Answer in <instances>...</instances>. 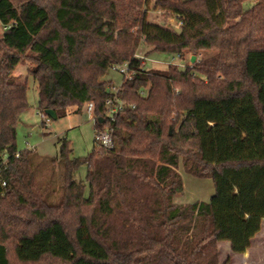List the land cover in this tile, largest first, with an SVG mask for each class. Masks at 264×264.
Returning <instances> with one entry per match:
<instances>
[{"label":"trees","instance_id":"trees-1","mask_svg":"<svg viewBox=\"0 0 264 264\" xmlns=\"http://www.w3.org/2000/svg\"><path fill=\"white\" fill-rule=\"evenodd\" d=\"M14 1L0 0V264H215L221 242L246 254L264 222V0H158L178 31L150 23L147 0ZM141 45L146 55L201 56L164 75L134 59ZM23 62L39 114L60 119L91 102L102 121L112 97L102 78L127 62L134 75L116 97L128 106L96 124L113 148L93 141L75 158L62 138L55 158L18 151ZM180 162L212 178L207 202H173ZM45 163L62 179L58 203L36 180ZM82 165L85 182L74 179Z\"/></svg>","mask_w":264,"mask_h":264},{"label":"rangeland","instance_id":"rangeland-1","mask_svg":"<svg viewBox=\"0 0 264 264\" xmlns=\"http://www.w3.org/2000/svg\"><path fill=\"white\" fill-rule=\"evenodd\" d=\"M23 0H15L14 3ZM158 0H147V19L151 23H156L164 28L177 29V19L172 18L165 13L157 3ZM5 28L0 24V35ZM142 50L145 47L141 45ZM145 54V51H144ZM146 55V54H145ZM148 56L150 61L156 63H146L149 72H156L166 75L169 70L168 61L174 58L171 62L173 65H190L192 57L200 58V54L186 52L184 60L175 59L172 54L152 53ZM27 62L20 63L14 72L16 82H26L27 92L26 101L28 108L20 115V120L16 124V149L18 151L34 150L39 157L55 158L58 154V140L66 138L72 148L73 157H85L92 152L94 140V127L92 121L89 120L85 112V106L75 114H67L60 119L52 120L40 117L38 110V86L32 76L28 73ZM122 74L117 70L116 66L111 67L105 73L102 81L110 84L114 88L121 86ZM44 124V125H43ZM171 130V129H170ZM97 151H101L99 147L94 145ZM177 173L181 176L182 192L174 197L173 202L176 205H188L195 202H207L214 194L213 181L211 177L199 178L190 175L184 171L182 162L179 163ZM86 166H80L74 174V179L85 182ZM51 179V180H50ZM36 180L44 186H48V192H51V202L58 203L61 198L62 179L59 175L57 165L45 163L41 165L37 171ZM210 252V251H208ZM217 256L215 264H264V222L261 225V230L255 235L252 240L250 249L244 255H234L230 252L228 242L217 244ZM207 260L214 261L213 255H207ZM12 264H19L12 262Z\"/></svg>","mask_w":264,"mask_h":264},{"label":"built area","instance_id":"built-area-1","mask_svg":"<svg viewBox=\"0 0 264 264\" xmlns=\"http://www.w3.org/2000/svg\"><path fill=\"white\" fill-rule=\"evenodd\" d=\"M181 26V22L177 21V29H179ZM176 58L179 61L181 60L180 56L175 55ZM134 59H138L141 61L142 63V67L147 70L146 67V63H156L155 61H150L148 56H146L144 54V51L142 50V47L139 46L136 50V54L134 55ZM174 58H172L171 61H168L167 66H171L180 70H184V68L187 65H173ZM117 70H119V72L122 74V80H130L132 78V76L134 75V71L129 67V64L127 62L122 63L121 65L116 66ZM120 88V87H119ZM119 88H114L113 86L111 87V94L112 97L109 98L106 103H105V111H104V117H103V121L107 120V119H113L114 114L122 112V110L124 108H126L128 105L126 104L125 101L120 100L116 97V94L119 90ZM85 112L86 115L88 116L89 120L92 121L93 123V129H94V144L99 147L100 149H104V150H108L113 148V143H112V135H111V131H109V129L104 125L101 126L100 128L96 126L98 119L95 117V115H93V104L90 102L88 104L85 105ZM40 117H42V119L44 120L45 118H47L44 115L40 114ZM102 121V122H103ZM16 158L19 156V153H15L14 155ZM7 154L3 153L0 155V175L2 173V171L6 168V163H7ZM5 183L2 182V186H4Z\"/></svg>","mask_w":264,"mask_h":264},{"label":"water","instance_id":"water-1","mask_svg":"<svg viewBox=\"0 0 264 264\" xmlns=\"http://www.w3.org/2000/svg\"><path fill=\"white\" fill-rule=\"evenodd\" d=\"M176 31H178V29H176ZM190 62H191V63L194 62V57H192V58L190 59ZM44 114H45L46 117H48V118H50V119H52V120H56V119H57V117L55 116V114H54L51 110H46V111L44 112ZM98 122H99V124H101V123H102V119H98Z\"/></svg>","mask_w":264,"mask_h":264},{"label":"crops","instance_id":"crops-1","mask_svg":"<svg viewBox=\"0 0 264 264\" xmlns=\"http://www.w3.org/2000/svg\"><path fill=\"white\" fill-rule=\"evenodd\" d=\"M78 111H80V110H78V108L75 106V107H71V108H69L68 110H67V113H66V115L67 114H75V113H77ZM73 151V150H72ZM72 156H73V153H72ZM247 252V251H246Z\"/></svg>","mask_w":264,"mask_h":264}]
</instances>
